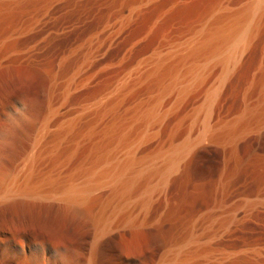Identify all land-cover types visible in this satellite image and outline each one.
<instances>
[{
    "label": "rangeland",
    "instance_id": "1",
    "mask_svg": "<svg viewBox=\"0 0 264 264\" xmlns=\"http://www.w3.org/2000/svg\"><path fill=\"white\" fill-rule=\"evenodd\" d=\"M6 1L11 6L0 12V184L19 179L37 155L32 176L45 181L56 174L51 185L62 186L76 168L91 169L103 157L123 158L124 142L135 141L142 130V120L125 125L134 109L149 103L146 84L122 96L115 115L101 117L98 103L115 97L120 82L129 81L132 67L152 55L164 33L198 18L217 0H151L138 16L130 14L132 0ZM263 21L232 79L220 87L213 125L232 123L256 102ZM203 97L189 95L176 105L165 101L166 118L136 144V159H157V169L160 153L191 141L164 182L154 169L155 178L148 181L144 174L135 188H126L132 192H124L127 199L122 189L102 185L83 204L58 196L0 201V264H264V132L199 138L200 118L191 128L190 116L204 108ZM61 127V146L51 155L50 140Z\"/></svg>",
    "mask_w": 264,
    "mask_h": 264
},
{
    "label": "bare ground",
    "instance_id": "2",
    "mask_svg": "<svg viewBox=\"0 0 264 264\" xmlns=\"http://www.w3.org/2000/svg\"><path fill=\"white\" fill-rule=\"evenodd\" d=\"M149 1H151V0H132L130 8L128 7L130 14H137V13L139 14L138 11L141 8V6L148 3ZM203 1H201V2L203 3ZM212 1H210V2L212 3ZM9 2L10 1L0 0V12L9 9L8 7L11 6V4ZM174 2L172 1L170 3H174ZM177 2H178V0H177ZM199 2L200 1H198L197 3L200 5L201 3H199ZM205 2L207 4V1H205ZM213 3H212V6L209 7V9H206L205 12L203 11L204 12L203 14L200 13V16L198 18L193 19L192 21H190L189 23H186L185 25L183 22V24H181V25H183V27L177 28L173 31L171 30V32L164 33L162 38L159 36L158 38H161L160 45L154 50V52H152V55L150 57H148L146 60L138 61L136 63V65H134V67H132V72H130L129 79H128L129 81L128 82L127 81L120 82L119 86L115 90L116 93L114 92L115 94H113L115 97L113 96L114 98H111L110 96H112V95H110V96L108 95L112 99V100H110V98H108L109 101L100 99V100H102V102L98 103L99 107L97 106V109H99V111L96 110L99 112V115L101 117L104 115H107V114L108 115L109 114L115 115L118 113L117 109L119 107V99L120 98L122 99V96H124L128 91H131L133 89L137 90L136 87H139V85L141 86V84H146L147 92H148L147 95H149V97H150V99L147 98L149 100V103L147 102L148 103L147 105L138 106V108L134 109L133 113L131 112L132 114H130V116H132V119H130L128 117L130 119V122H128L125 125L126 127L128 124L132 126L133 122L138 124V122H140L142 120V122L139 123L140 125L142 124L141 125L142 128H140L142 130L140 131L141 133L139 132L140 134H139L137 139H136L137 136L134 137V139H136L135 141H133V142L129 141V142L125 143L126 141L124 140L125 141L124 142L125 148L124 147L123 148L125 150L124 151L125 155L123 154L124 156L122 159L119 158L120 160H118V159L116 160L115 158L113 159L111 157H109V159L108 158L105 159L103 157V159H102L103 162H101L99 160L100 161L99 164H97L98 162L96 163L97 166H95L93 168H91L92 167L91 166L90 167L91 169H87V170H85V168H84L83 171L81 170L83 167L81 169L79 168L81 170V171L79 170L80 172H78L77 171L78 169L76 168L75 172H77V173L72 174V172H71L70 176L68 174L67 175L68 177L67 176L65 177L67 179L66 180H65V178L63 179L65 182L62 186H60L59 183H57L58 186H55V185H57L56 183L55 184L52 183L54 185L53 186V185H51L50 180L56 174L53 176L51 175L52 177L51 178L49 177L50 180H45V181H44L45 178L40 179V180L37 178L38 181H36L37 179L34 178L35 175L33 174V176H32V173L35 171L34 167L36 168V166H37V164L35 162H37L36 160H38V159H36V157H35L37 155L31 156L25 164V170H24L22 176L19 179L16 177L18 180L14 177L11 180L8 179L9 181H7V183H6V181H5V183L3 181L2 184L4 183V185L0 184V201L4 202V201H6V199H10V198L11 199L12 198H17V199L18 198H20V199H22V198L27 199L28 198V200H29L30 198H35V197H36V199H38L37 197H41L40 199H42V196H44V197L45 196H55V197L58 196L61 199L69 202L68 204L78 203V202L83 204L85 202L82 203L81 201H83L84 199L87 200L86 199L87 195L90 194L91 191L98 189V188H96L98 186L99 187H101L102 185L113 186L112 190H113V188H115V190L117 189V191L119 190V192H120V190L122 189L123 191L122 190L121 191L124 194V192L127 190L126 188H129V187L135 188L136 185L135 186L133 185L134 182L138 181L139 178H140V180H142L143 179L142 176L144 174L148 175V176H146V178H144V179L148 178V181L150 180L151 177H154L156 174H158V176L156 175V178L159 177L158 180L160 179L163 181V179L166 178L167 174L170 173L172 169H175V167L177 168V165L180 163V161L183 159V157L186 156L187 152H189V149L192 148V146H193V144L190 143L191 141L189 142V140L187 139L188 141L185 140L186 141L185 143L178 144L179 146L176 145L175 147L170 146L171 148L169 147L170 149L167 150L165 153H163V154L160 153L159 159H162L161 162L163 164L162 165L160 164L162 167H160V165L158 166V167H160L159 170H157L158 167H157V169H156V167L155 168L153 167V165L155 164V163L152 164L153 158L150 161H149V159H147L148 161L147 160L138 161L136 159V154H137L136 153L137 152L136 151V144L140 143V140H143V137L145 135L147 136V133L149 134V131H151L154 128V126H156V124L158 125L161 122V120L165 117V113H167L166 111H168V110H165L163 107V104L165 101H168V103H170V104L175 103V105H176L177 102H180L182 100L184 101L185 98L188 97L189 95H195L196 99L199 96L200 97L202 95L204 96L203 97L204 98V108L201 111L197 110L198 111L197 113L194 111L195 114L193 116H190V117H192L191 118V121H192L191 122V124H192L191 128H193L192 126H194L197 119L200 118L199 119L200 120V127H199V136L200 137L199 138H202V139L207 138V137H213L214 135H216V133H218V135H220V136H224L223 138L233 139V138H236L240 135H243L245 132H247L250 129L251 130L255 129L258 133L264 132V64H263L264 61L263 62L261 61L262 62V65H261L262 71H261L260 76L258 75L259 79L256 80L257 85H258V87H257L258 88V90H257L258 94H256L254 92L257 95V98L256 99L254 98V100L256 102L254 104L252 103L253 105H251V106H248L246 108L244 107L245 109L243 108L244 109L243 113L241 115L238 114L239 117L230 124H220L219 123L217 125H213V122L211 123V120L213 119L212 118V109H213L214 103L216 102L218 97H220V96H218L219 92H220V87L223 88L222 84L226 83L224 81L226 79L232 77V76L230 77V74H232V72L234 74V69L237 70L236 69L237 65H239L240 62L244 60L243 57H244L245 53H247V51L251 47L252 42H254L253 40H255L254 38H256L255 36H256L257 32L259 33V29L261 28L260 23H262V21L264 19L263 18L264 17V0H217L214 4ZM203 5L205 6V4H203ZM208 5H210V3ZM168 6H169V4H168ZM170 8H173V7H170ZM195 8H196V5H195ZM202 8H203V6H202ZM199 10H203V9H199ZM199 10H198V13L200 12ZM196 11L194 10L191 12V13H194V14H192V16L195 15ZM167 12H168V10H167ZM138 14H137V16H138ZM179 14L181 15V13H179ZM169 16H171V15H169ZM172 16H174V15H172ZM187 17H188V15H187ZM189 17H191L190 14H189ZM162 20H163V18H162ZM182 20H183V17H182ZM178 25H177V27H178ZM261 25H263V23ZM173 26H174V24H173ZM259 26H260V28H259ZM260 31H262V30L260 29ZM256 40H257V38H256ZM262 43H264V42H262ZM262 60H264V59L262 58ZM256 65H258V64H256ZM259 65H260V63H259ZM253 67H254V65H253ZM249 73H250V71H249ZM258 73H259V71H258ZM256 74H257V71H256ZM253 86H255V85L253 84ZM251 87H252V85L250 86V88ZM247 89H245V90H247ZM252 89H254V87ZM248 91L249 90H247L245 93H247ZM220 93H222V92H220ZM249 93H250V91H249ZM247 95H248V93H247ZM191 97L193 98V96H191ZM243 97L245 100L246 96H243ZM250 99H251V97H250ZM201 100H203V99H201ZM244 100H243V103H244ZM104 101H106V102H104ZM200 102L201 101H199V104H200ZM250 102L251 101H249V103ZM252 102H253V100H252ZM191 106L192 105H190V107ZM169 107L170 106H168V108ZM170 109H171V107H170ZM243 109H241V111ZM174 110H176V109L174 108ZM116 120H117V118H116ZM138 120H140V121H138ZM136 121H138V122H136ZM117 122H118V120H117ZM113 124H116V122L115 123L113 122L112 126L110 128H113V126H114ZM70 125L71 124L69 123L67 126H64V128H66V127L69 128V129L66 128L68 130V133L70 130ZM116 126H118V125H116ZM46 128H47V123H44L43 131ZM118 128L121 129V127H118ZM66 129H64V132ZM114 129L115 128H113V133H114ZM61 130H63V127H61V129L57 130L58 132L56 133L55 137L53 136L54 139L51 138L50 142L51 143L53 142V143H52V145L50 144L51 145L49 147L50 149L48 148V146L45 147L46 149L47 148L49 149L48 152L51 153V155L53 154L55 149L57 150V147H56L57 143L61 142V140H62L61 138H62L64 132ZM90 130H93V129L91 128ZM106 131L108 133V131L111 132L112 130L106 129ZM106 131H104V132H106ZM115 131H116V129H115ZM110 132L108 133L109 135H111ZM121 132H122V129H121ZM108 134H105V135L107 136ZM114 135H116V134H114ZM65 136L66 137H64V138L66 139L67 135H65ZM42 137H43V135H42ZM124 138L126 139V137H124ZM119 141H121V144H122L123 140H120V138L117 139L116 142L114 140V143H117ZM39 144L40 143L38 142V145ZM62 144H63V142H62ZM118 144L119 143H117L116 145L119 147L120 145H118ZM60 146H59V148H60ZM50 150H52V152H50ZM57 151H56V153H57ZM38 152H39V150H38ZM39 153H41V151ZM44 153L45 152H43V154ZM47 154H45V155L47 156ZM39 155L37 158H40ZM42 155H40V156H42ZM103 156H105V155H103ZM49 157H50V154H49ZM52 157H54V156H51V158ZM156 158H158V157H156ZM155 162H156L155 165L157 166V163H158L157 159ZM35 164H36V166H35ZM154 169H156V170H154ZM153 170L155 172H157L156 174L154 173L155 174L154 176L152 175ZM150 171L152 174L150 173ZM75 172L73 171V173H75ZM148 172L150 173V175L146 174ZM50 173H52V172H50ZM50 173H49V176H50ZM46 176H48V175H46ZM31 177H33L35 180H33ZM55 178H53L52 181ZM58 179H60V178H58ZM160 180L158 182H160ZM148 181L147 180L145 181V182H147L146 185L144 182L145 186L142 183V185L144 186L143 190L145 192H148V190H149ZM54 182H57V180ZM62 182H60V184H62ZM48 183H49V185H47ZM138 184L139 183L137 182V185ZM137 188H136V190H137ZM130 191L129 192L126 191V192H128V194H129ZM140 192H142V191H140ZM123 194H122L123 197L127 196L126 193L124 195ZM131 194H132V192L129 194V196H131ZM89 196L90 195H88V197ZM116 197L118 200L119 199L118 195ZM116 197L114 194V196H113L114 200ZM119 197H121V196H119ZM124 198L127 199L126 197H124ZM121 200H123V198ZM67 202H66V204H67ZM125 202H126V200H125ZM121 203L123 204L124 202H121ZM81 204H77V205H81ZM118 204H119V201H118ZM72 205H74V204H72ZM77 205L75 204V206H77ZM117 208H118V206H117ZM100 231H101V229H100ZM179 256H180V253L177 252V253H175V255L172 258L174 259V258H177Z\"/></svg>",
    "mask_w": 264,
    "mask_h": 264
}]
</instances>
